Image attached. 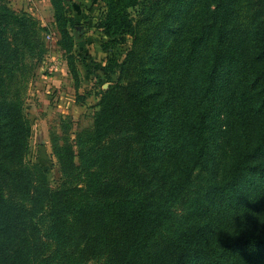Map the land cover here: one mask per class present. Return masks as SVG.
Returning <instances> with one entry per match:
<instances>
[{
	"label": "rangeland",
	"instance_id": "obj_1",
	"mask_svg": "<svg viewBox=\"0 0 264 264\" xmlns=\"http://www.w3.org/2000/svg\"><path fill=\"white\" fill-rule=\"evenodd\" d=\"M241 2L247 15L264 11L262 0ZM168 4L157 6L154 23L139 26L135 33H126L120 39L119 35L107 36L100 27L106 15L100 0H0V157H6L0 167L19 172L7 179L5 183L12 186H2V195L8 199L6 194H12L14 205L26 210L25 224L32 231L41 228L47 189L66 191L71 200L78 201L74 208L78 213L70 209L58 226V239V224L48 231L43 227L39 235H30V241L38 237L36 242L26 244V250L35 249V263L116 264L125 245H131L134 232L124 233L118 228L126 226L125 215L119 211L151 184L140 162L145 135H134L127 113L117 124L112 96L117 92L116 85L136 83L145 66L155 65V69L145 70L148 76H160L167 70L162 61L164 56L170 60L173 55L164 53L163 46L183 22L182 15L190 10L185 5L178 9ZM141 6L129 9L133 27L141 16ZM184 28L177 32V39L182 38ZM132 47L137 55L133 64L128 56ZM162 86L160 83L142 91L159 93ZM263 131L264 115L244 126L224 122L215 136L220 144L218 172L228 167L235 154L230 148H252ZM19 139L26 142L23 153L17 146ZM170 148L165 150L168 155L177 151L175 146ZM17 153L21 155L19 160L14 156ZM256 157L262 160L253 163L263 167L264 155ZM183 168L186 170L173 172L165 168L158 175L174 176L177 172L186 176L188 166ZM205 174L190 163L185 195L174 200L182 221L189 218L194 200L199 198L196 192ZM248 183L242 176V187ZM160 186L163 189H157V203L163 195L173 196L171 186L177 187L178 182ZM85 201L88 204H83ZM93 204L98 205L96 214ZM146 208L154 212L148 203ZM166 233L164 230L152 240L141 264L150 262L163 248Z\"/></svg>",
	"mask_w": 264,
	"mask_h": 264
},
{
	"label": "trees",
	"instance_id": "obj_2",
	"mask_svg": "<svg viewBox=\"0 0 264 264\" xmlns=\"http://www.w3.org/2000/svg\"><path fill=\"white\" fill-rule=\"evenodd\" d=\"M100 1L106 7L100 27L107 36L119 35L120 39L126 33H135L139 26L154 23L159 4L190 8L163 46L164 53L173 55L170 60L164 56L162 62L167 70L160 76H148L147 69H155V65H144L146 69L140 71L142 75L136 83L116 85L117 92L112 96V108L118 111L114 113L117 124L127 113L134 135H145L140 162L147 183H151L145 186L144 193L132 196V204L119 211L125 215L127 227L118 228L124 233L132 230L134 239L130 246L125 245L121 261L116 264H141L152 240L164 230L167 233L163 248L147 264H264V166L258 168L253 163L255 159L262 160L256 157L259 153L264 155V131L252 148H230L235 154L221 172L216 162L220 144L215 141L224 122L244 126L264 115V11L247 15L241 0ZM137 4L142 5L141 16L133 27L129 9ZM183 27V36L177 39ZM134 51L132 47L128 54L132 64L137 56ZM160 83L163 86L159 93L142 91ZM25 143L19 139L21 153ZM170 146L177 147L172 155L165 152L172 149ZM14 156L21 158L19 153ZM3 161L5 156L0 157V164ZM190 163L206 174L200 178L201 188L196 192L199 198L194 200L189 218L182 221L174 200L185 195ZM183 166H188L186 176L177 172L174 176L158 175L165 168L170 172L186 170ZM16 173L19 172L0 167V264H37L33 258L35 249L26 250L27 241L38 240L36 236L30 241V235H39L43 227L48 231L58 224V239V226L70 209L78 213L74 210L78 201L71 200L66 191L47 189L41 228L32 231L25 224L26 210L14 205L12 194H6L8 199L2 195V186L11 189L12 185L5 182ZM242 176L249 180L245 188L240 184ZM169 182H178L177 187L171 186L175 193L163 195L157 203V189ZM147 203L154 212H148ZM93 205L96 214L98 205ZM102 215L109 219L107 213Z\"/></svg>",
	"mask_w": 264,
	"mask_h": 264
}]
</instances>
